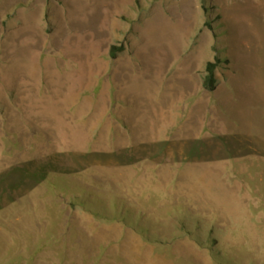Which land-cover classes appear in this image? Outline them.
<instances>
[{"label": "rangeland", "instance_id": "obj_1", "mask_svg": "<svg viewBox=\"0 0 264 264\" xmlns=\"http://www.w3.org/2000/svg\"><path fill=\"white\" fill-rule=\"evenodd\" d=\"M256 138L264 0H0V264H264Z\"/></svg>", "mask_w": 264, "mask_h": 264}, {"label": "crops", "instance_id": "obj_2", "mask_svg": "<svg viewBox=\"0 0 264 264\" xmlns=\"http://www.w3.org/2000/svg\"><path fill=\"white\" fill-rule=\"evenodd\" d=\"M218 139H207L205 141L203 138L201 141H198L195 144H191L188 147H184L185 155H195V157H202L204 160H228L230 158L235 157V151L236 150L234 143L235 139L234 137H231L229 135L221 134L219 135ZM264 138H256L255 142L262 147H264ZM227 150L229 155H225L224 151Z\"/></svg>", "mask_w": 264, "mask_h": 264}, {"label": "trees", "instance_id": "obj_3", "mask_svg": "<svg viewBox=\"0 0 264 264\" xmlns=\"http://www.w3.org/2000/svg\"><path fill=\"white\" fill-rule=\"evenodd\" d=\"M113 55V53H111ZM216 62H208L205 65V76L203 78L202 85L205 89L208 91H212L216 84H217V79H216Z\"/></svg>", "mask_w": 264, "mask_h": 264}]
</instances>
